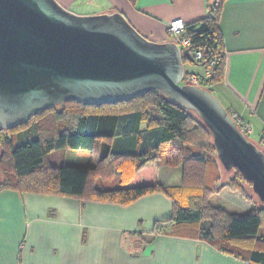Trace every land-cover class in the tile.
<instances>
[{"label":"crops","instance_id":"crops-1","mask_svg":"<svg viewBox=\"0 0 264 264\" xmlns=\"http://www.w3.org/2000/svg\"><path fill=\"white\" fill-rule=\"evenodd\" d=\"M56 1L79 15L121 12L147 39L176 42L169 38L167 25L175 19L189 24L204 18L214 0H135L134 4L129 0ZM219 28L226 51L225 73L220 84L211 86L212 93L234 119L249 125L248 134L258 139L260 147L250 141L264 153V0H227ZM126 124L124 118L99 117L95 133L113 137L101 153L110 150L115 155H135L155 144V131L142 124L138 133L124 134ZM60 157L62 164L85 165L88 161L87 153L66 149ZM109 183L116 182L105 183L107 188L115 187ZM155 184L181 187L182 167L156 162L135 173L128 183L131 187ZM173 194L183 202L188 191ZM241 205L253 208L248 203ZM172 213V198L162 192L120 205L1 190L0 264H264L263 247L258 248L254 260L246 261L199 239L152 236L153 224Z\"/></svg>","mask_w":264,"mask_h":264},{"label":"trees","instance_id":"trees-1","mask_svg":"<svg viewBox=\"0 0 264 264\" xmlns=\"http://www.w3.org/2000/svg\"><path fill=\"white\" fill-rule=\"evenodd\" d=\"M129 1L135 3V0ZM226 1L214 0L208 14L186 24L176 40L179 44L181 39H190V46L183 49L189 52L183 62L189 60L203 70L210 69L212 76L206 80L209 86L220 84L224 78L226 51L219 18ZM169 36L173 34L169 33ZM196 51L201 52L200 61L195 60ZM205 89L212 92L211 87ZM38 116L65 121L66 128L61 127L55 136L33 138L15 145L11 132L25 128ZM104 116L124 118L127 121L122 130L124 134L138 133L144 124L147 130L157 133L155 144L135 155H115L110 150L101 153L102 146L109 145L113 138L95 133L99 117ZM163 145H168L165 160L161 157ZM64 149L85 152L88 161L85 165L51 164L49 155ZM162 160L166 165L182 167L181 187L128 185L135 173ZM220 165L212 136L197 114L158 91L102 105H85L70 100L44 110L18 126L0 130V191L72 196L120 205L130 204L150 193L162 192L172 198L173 213L170 218L153 224L152 236L199 239L223 253L252 261L254 254L259 252L258 248H264V235L258 234L264 225V203L237 168L231 169L232 175L222 181ZM220 167L224 169L222 165ZM108 182H117L118 185L107 188L105 183ZM182 189L188 194L180 202L173 193ZM225 189L238 193L251 203H254V195L262 205L254 204L244 214L229 212L211 202Z\"/></svg>","mask_w":264,"mask_h":264},{"label":"water","instance_id":"water-1","mask_svg":"<svg viewBox=\"0 0 264 264\" xmlns=\"http://www.w3.org/2000/svg\"><path fill=\"white\" fill-rule=\"evenodd\" d=\"M187 54L147 39L118 11L79 15L56 0H0V130L70 100L102 105L158 91L197 114L224 169L237 168L264 203V153L212 92L182 84Z\"/></svg>","mask_w":264,"mask_h":264},{"label":"rangeland","instance_id":"rangeland-1","mask_svg":"<svg viewBox=\"0 0 264 264\" xmlns=\"http://www.w3.org/2000/svg\"><path fill=\"white\" fill-rule=\"evenodd\" d=\"M170 39L177 40V37L173 35L172 37H169ZM150 40V39H149ZM152 41V40H151ZM156 42V41H154ZM184 71L185 73H203V68L201 66L196 65L195 63L185 60L184 62ZM57 106V105H56ZM48 110V109H47ZM34 118L25 128H19L15 129L11 132L14 138V144H20L26 140H32L33 138H49L51 136H55L57 130H62L61 127L66 128V122L56 120L54 118H47L46 116ZM39 126V127H38ZM61 128V129H60ZM248 139L253 141L257 146L260 147L258 139H255L252 135H247ZM64 153V150H57L53 151L49 155V161L51 164L55 166L62 165V156ZM167 154V149H161V157L163 160H165ZM162 160V162H164ZM170 166V165H169ZM180 166V165H179ZM221 166V165H220ZM219 166V169L221 171L222 181L227 180L232 175V170H224L222 167ZM171 167H177V166H171ZM228 173V174H226ZM110 187L117 186L118 183L116 182L115 185H112L111 183L108 184ZM237 196H231L235 195ZM220 198L217 196H214L211 199V202L213 204H222L225 209H227L229 212L237 213V214H244L246 212H249L250 209H248L250 206H243L241 203H248L252 207L254 204L262 205L258 199L253 195L254 197V203L248 202L247 200L243 199L238 193H232L229 190L225 189L220 194H218ZM258 234L260 236L264 235V225L259 229Z\"/></svg>","mask_w":264,"mask_h":264},{"label":"built area","instance_id":"built-area-1","mask_svg":"<svg viewBox=\"0 0 264 264\" xmlns=\"http://www.w3.org/2000/svg\"><path fill=\"white\" fill-rule=\"evenodd\" d=\"M185 26L186 24L181 19H175L167 25V31L178 38V36L185 29ZM189 46H190V39L185 38L179 41L178 47L180 48V50H183ZM194 57L196 61H200L202 59L201 52L196 51L194 53ZM211 76H212V72L210 69L204 70L201 75L190 73L187 76H185L184 74L182 84L198 85L205 89V87H211L206 84V80H208ZM235 121L242 130V132L247 135L250 131L249 125L245 124L243 121H241L238 118L235 119Z\"/></svg>","mask_w":264,"mask_h":264}]
</instances>
